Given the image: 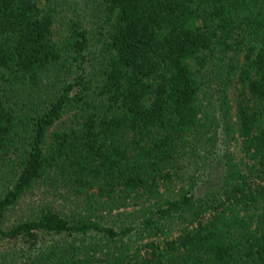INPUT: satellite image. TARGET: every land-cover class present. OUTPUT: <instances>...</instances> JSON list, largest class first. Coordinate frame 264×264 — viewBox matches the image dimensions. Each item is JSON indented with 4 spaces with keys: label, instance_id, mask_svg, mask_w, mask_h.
Segmentation results:
<instances>
[{
    "label": "trees",
    "instance_id": "obj_1",
    "mask_svg": "<svg viewBox=\"0 0 264 264\" xmlns=\"http://www.w3.org/2000/svg\"><path fill=\"white\" fill-rule=\"evenodd\" d=\"M101 2L87 70L55 2L0 0V264H264V0Z\"/></svg>",
    "mask_w": 264,
    "mask_h": 264
},
{
    "label": "rangeland",
    "instance_id": "obj_2",
    "mask_svg": "<svg viewBox=\"0 0 264 264\" xmlns=\"http://www.w3.org/2000/svg\"><path fill=\"white\" fill-rule=\"evenodd\" d=\"M45 4L47 0H39ZM55 5V31L59 38L64 37L68 28V22L73 19L78 21L86 30L88 36L89 48L87 51L90 67H95L99 61V51L101 46V29L104 22L103 6L101 0H51ZM101 28V29H100ZM217 143L215 147V158L213 169L208 181L202 186L199 192H207L216 189L221 183L222 177V155L224 150L237 151V141L228 142L224 135L222 127L218 129Z\"/></svg>",
    "mask_w": 264,
    "mask_h": 264
}]
</instances>
